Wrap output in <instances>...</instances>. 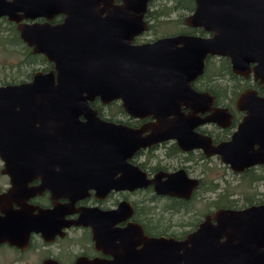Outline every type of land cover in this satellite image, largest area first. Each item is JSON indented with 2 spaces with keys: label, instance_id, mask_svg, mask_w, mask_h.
Here are the masks:
<instances>
[{
  "label": "water",
  "instance_id": "water-1",
  "mask_svg": "<svg viewBox=\"0 0 264 264\" xmlns=\"http://www.w3.org/2000/svg\"><path fill=\"white\" fill-rule=\"evenodd\" d=\"M148 1L0 0V17L46 19L19 24L17 30L33 52L53 64L50 71H36L30 81L0 85V159L11 182L3 197H20L26 182L37 175L39 189L65 179L81 182L72 189L75 195L87 187L83 181L112 173L109 164L121 171L120 187H126L139 172L127 162L137 148L172 138L181 144L187 119L179 109L200 96L190 82L202 74L207 56L228 57L232 71L240 75L251 63L256 77L264 68V0H194L185 23L208 36L177 34L134 44L148 29L143 18ZM60 13L65 15L61 23L48 22ZM96 98L102 103L120 100L129 115L151 116L156 122L141 130L105 122L90 106ZM239 106L249 118L232 141L212 150L226 163L241 164L239 157L247 155L246 132L257 128L264 99L249 90L240 96ZM146 128L152 132L142 137ZM196 145L208 150L202 141ZM215 218L214 232L204 224L189 239L197 244L194 250L202 262L222 264L233 238L239 254L244 246L240 264H264V206L223 209ZM16 224L0 217V240L11 239ZM222 234L229 239L218 245ZM152 242L154 247L182 246L164 239Z\"/></svg>",
  "mask_w": 264,
  "mask_h": 264
},
{
  "label": "flooded vegetation",
  "instance_id": "flooded-vegetation-1",
  "mask_svg": "<svg viewBox=\"0 0 264 264\" xmlns=\"http://www.w3.org/2000/svg\"><path fill=\"white\" fill-rule=\"evenodd\" d=\"M114 2L121 3V0ZM64 17V14H56L48 22L55 25ZM0 19L13 24L16 30L19 24L46 22L44 17L24 18L19 22L6 16ZM183 23L186 27L203 30L188 26L185 18ZM146 31L136 36L140 38L139 43L192 34L177 29L143 38ZM192 35L208 36L209 33ZM207 60H211L209 66L213 63L214 69L209 75L204 74ZM204 64L202 74L190 82V87L200 96L187 106L181 104L179 109L187 119L186 128L181 131V144L172 138L137 148L127 162L139 172L125 182L126 187H120L124 185L121 171L109 164L112 173H102L97 181H83L87 187L75 195L72 189L81 182L65 179L53 182L51 188L39 189L42 180L37 175L26 182L20 197H3L11 182L2 171V162L0 172L5 180L0 187V217L17 224L16 234L11 239L0 240V264H205L206 260L202 262L201 255L194 250L197 244L189 241L202 225L208 224L214 232L215 215L219 210L264 206V108L258 114L257 128L246 132L247 155L239 157L241 164L226 163L219 153L212 151L232 141L239 126L249 118L248 110L239 106L240 96L252 90L264 99V68H259L261 72L257 71L259 77H256L255 63L242 75L232 71L228 57L209 55ZM36 71L46 72L39 67L32 76ZM114 101L119 106H107ZM99 102L100 106L91 107L105 122L140 130L156 122L151 116L129 115L120 100ZM211 117L215 120L203 122ZM151 132L146 128L140 135L144 137ZM198 141L207 144L208 150L195 146ZM238 185L247 190L236 192ZM157 188L162 192L158 193ZM198 203L208 208L203 217L199 215ZM152 239L171 240L182 246L154 247ZM228 239L227 235H220L218 245ZM230 241L232 248L222 264H240L239 258L245 257L244 246L239 254L237 239Z\"/></svg>",
  "mask_w": 264,
  "mask_h": 264
},
{
  "label": "trees",
  "instance_id": "trees-1",
  "mask_svg": "<svg viewBox=\"0 0 264 264\" xmlns=\"http://www.w3.org/2000/svg\"><path fill=\"white\" fill-rule=\"evenodd\" d=\"M194 7V0H150L148 3L147 11L144 15V19L148 23V29L145 34L153 33L156 29L161 28V33L164 32L162 27L164 25H173L174 31L177 29L178 32H185V33H200L203 34L204 31L201 29H192L186 27L183 23L184 18L188 11L192 10ZM175 17V18H173ZM4 21V22H3ZM179 23V27L176 26V23ZM173 31V32H174ZM135 43L140 42V38L135 37L133 39ZM0 47L5 49L4 51H9L16 53L19 57V64L25 67V69H29L25 74V77L20 79H11V80H0V85L4 84H15L19 82L28 81L34 70L38 69L39 67L42 70H49L52 69V63L48 62L42 54L34 53L30 46H27L25 43L21 41L19 38L18 32L15 26L5 20L0 19ZM211 61V60H210ZM209 60H207V69L205 70L204 74L209 75L214 69H212ZM18 64V65H19ZM17 65V69H19ZM230 74V72H229ZM23 75V74H22ZM91 106L96 108L100 106L99 100H94L91 103ZM109 107H116L119 104L114 101L107 105Z\"/></svg>",
  "mask_w": 264,
  "mask_h": 264
},
{
  "label": "rangeland",
  "instance_id": "rangeland-1",
  "mask_svg": "<svg viewBox=\"0 0 264 264\" xmlns=\"http://www.w3.org/2000/svg\"><path fill=\"white\" fill-rule=\"evenodd\" d=\"M175 18V17H173ZM180 24L177 22L176 26ZM177 26V27H179ZM163 31L165 33H172L174 31V26L173 25H164L162 27ZM161 35V28L156 29V31H154L152 34H146L144 35L143 38H152L153 36H158ZM5 49H3L2 47H0V80L6 79V80H11V79H20L25 77V74L27 73V71L29 69H25L24 66H22L21 64H19V57L16 53L13 52H9V51H4ZM19 64V65H18ZM17 65L19 67V69H17ZM23 74V75H22ZM2 168V161L0 160V170ZM5 180V178L1 175L0 172V187L2 185V182ZM235 182H233L232 184H234ZM235 185V184H234ZM247 190L246 188H244L242 185H238L235 189L236 192L240 193L241 191H245ZM208 197H212L213 196L211 194H208ZM199 204H201L199 206ZM197 208H198V212L199 215L203 217L204 213L207 211V206H205L203 203H198L197 204Z\"/></svg>",
  "mask_w": 264,
  "mask_h": 264
}]
</instances>
